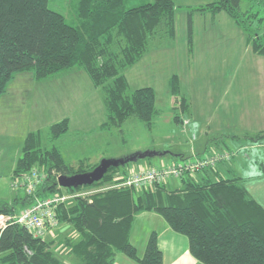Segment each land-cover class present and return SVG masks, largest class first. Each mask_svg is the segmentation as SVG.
I'll return each instance as SVG.
<instances>
[{
  "label": "trees",
  "instance_id": "obj_1",
  "mask_svg": "<svg viewBox=\"0 0 264 264\" xmlns=\"http://www.w3.org/2000/svg\"><path fill=\"white\" fill-rule=\"evenodd\" d=\"M243 1L250 2L244 9ZM48 2L0 0V97L18 72L30 71L35 79H44L76 66L95 86L102 87L106 115L102 129L118 128L131 117L150 126L156 112L155 90L144 86L129 91L122 72L141 59L161 23L172 36L173 0H74L75 18L71 20L49 8ZM260 6L263 8L264 0H214L191 8L186 20L189 51L193 12L215 15L223 11L244 31L252 53L264 57ZM169 88L180 101L175 107L177 117L178 112L189 109V102L180 95L177 75L169 79ZM67 126L66 118L51 124L50 138H58ZM39 137L36 132L26 135L14 170L21 175L35 165L45 166L47 174L35 196L45 197L58 189L59 175L87 172L97 164L70 165L56 146L43 148ZM232 137L264 143V131ZM222 153L235 159L229 148ZM210 167L184 170L179 175L181 187L172 190L162 182L138 192L133 186L109 187L76 196L70 203H59L55 208L58 223L69 225L77 235L65 240L74 257L72 264H112L118 253L139 264H163L155 232L149 235L142 257L129 241L134 217L144 211L157 213L173 231L186 236L190 254L203 264H264L263 206L250 196L243 177L234 172L222 176ZM117 169L119 166L108 168L102 179L91 185L65 189L70 193L82 188L91 191L92 187L111 183ZM33 198L26 196L23 201L29 204ZM14 211L0 204V214L12 215ZM51 246L52 241L8 221L0 230V264H65Z\"/></svg>",
  "mask_w": 264,
  "mask_h": 264
},
{
  "label": "rangeland",
  "instance_id": "obj_2",
  "mask_svg": "<svg viewBox=\"0 0 264 264\" xmlns=\"http://www.w3.org/2000/svg\"><path fill=\"white\" fill-rule=\"evenodd\" d=\"M212 1L173 0L175 27L172 36L169 37L161 23L158 31L149 38L148 49L141 59L122 72L129 91L144 86L155 90L156 112L150 126L131 117L118 128L102 129L101 125L106 121L102 87L95 86L82 68L73 66L44 79H35L30 71L14 75L0 97V124L5 125L0 131V135L5 138L0 145V204L5 203L14 208V213L9 215L11 220L24 208L15 204L14 199L21 202L28 196L21 186L14 185L20 175L14 174V170L22 153L24 138L29 132L40 135L43 148L56 146L64 161L73 166L82 162L89 167L95 163L98 165L103 158L118 159L136 152L154 153L119 166L111 183L90 188L92 190L119 188L117 184L135 178L137 173L145 169L160 171L222 154V146L215 142L222 138L228 144L233 135H240L244 118L239 119L240 108L235 110V101L241 100L240 105L244 107L245 98L235 95L240 91L248 92L254 81L245 80L244 87L237 88L236 74L246 72L235 64L238 59L234 57H239V54L255 55L250 47L244 45L243 32L223 11L215 15L193 12L194 53L188 52L187 13L193 7ZM248 3L243 1L241 7L244 9ZM74 4V0L48 2L49 8L60 12L68 20L75 18ZM258 7L254 5V9ZM260 8V15L264 16V6ZM173 75L179 78L180 95L189 102V109L184 113L178 112L177 117L175 107H179L180 101L178 97L172 96L169 88V79ZM246 98L250 101L249 95ZM65 118L68 119L67 130L56 139L50 138L49 126ZM221 133L222 137L219 136ZM203 136L204 140L214 139L215 144L209 148L213 151L211 154L207 152L199 156L198 151L204 146L203 143L200 145ZM7 139L10 144L5 143ZM231 145L229 143L227 147ZM249 148H244L246 151L242 154V148L232 149L234 160L218 159L210 168L216 171L217 167H234L237 164L243 168L252 167L250 172L245 169L247 175L255 173L254 167L259 171L264 164V149ZM30 170L43 176L47 174L45 166L41 165H35ZM164 178L160 182L168 190L182 185L180 176L168 175ZM148 187L142 185L134 188L138 192ZM67 192L59 186L49 191L46 197ZM72 200L70 198L66 202ZM76 236L69 225L58 224L47 229L42 238L52 241L51 248L63 263L72 264L74 257L65 240Z\"/></svg>",
  "mask_w": 264,
  "mask_h": 264
},
{
  "label": "crops",
  "instance_id": "obj_3",
  "mask_svg": "<svg viewBox=\"0 0 264 264\" xmlns=\"http://www.w3.org/2000/svg\"><path fill=\"white\" fill-rule=\"evenodd\" d=\"M242 32H243L242 35H244L245 38L244 45L249 47L246 40V34L244 33V31ZM237 33L238 36H240L239 32ZM192 39H193L192 49L190 52L188 50L190 54H192V52L194 53L193 51L194 20H193ZM234 59H238V61L235 64L240 66L242 71L246 72V73L240 72L236 74L237 88H240L241 86L244 87L243 81L245 80L254 81V85L252 86L250 85L251 87L248 88V92L241 93L240 91L237 93V95H235V97L245 98L244 107H241L240 105L241 100L235 101V104L237 103L236 104L237 106H235V110L237 111L240 108L239 119L243 120L244 118V125L242 128V132L240 133L239 136H243V134L245 133L264 131V57L257 56L256 54L252 56H247L246 54L243 56L239 54V57L235 56ZM250 76L252 77V79H250ZM248 95L250 96V101L248 100V98H246L248 97ZM248 103L250 104V106H248L249 105ZM4 127H5L4 124H0L1 132ZM219 136L222 137L223 134L221 133ZM203 138L204 136L200 140L201 141L200 145L203 143L204 146L203 148H201V150H199L200 152L198 151L199 155L201 154L206 155L207 152L211 154L213 151L209 150V148L211 145L214 146L215 143L217 145L222 146L223 151H226L228 148L231 150L242 148L240 154L246 151L243 150L244 148H248V147L250 148L257 147L256 149H258V147H261L262 149H264V143L262 142L250 143L249 141H245L241 138H237V139L234 138L232 139V141L229 140L228 142L232 145L231 147L228 148L226 147V145H228L229 143L227 144L222 138H220L216 142L213 141L214 139L204 140ZM4 140L5 138H3V135L1 134L0 145H2V142ZM5 143L10 144L8 139L5 141ZM258 164L259 163H257V165ZM228 169L229 168H226L225 166H223V168L217 167L216 172L222 176H226L234 172L237 173L239 176L243 177L244 178L243 184L246 187L247 191L249 192L250 196L254 198L264 208L263 168L260 167L259 171H257L256 168L254 167L253 169L255 170V173L250 175L245 174L246 172L244 171L245 169H247V171L250 172L252 170V167L243 168V167H239L236 164L233 168H230V170ZM14 200L16 202L15 204H18V206L22 208L25 207L27 204V201L24 202L22 200L20 202L19 200H17V198H15ZM152 232H155L157 235V244L162 253L163 264H203L202 262L198 261L190 254L187 237L184 236L183 234L173 231L169 227L167 222L160 215L151 211H144L135 215L133 224L129 232V241L135 247L138 257L143 256L147 244V240ZM112 264H139V263H137L135 260L127 257L122 253H118L117 255H115Z\"/></svg>",
  "mask_w": 264,
  "mask_h": 264
},
{
  "label": "built area",
  "instance_id": "obj_4",
  "mask_svg": "<svg viewBox=\"0 0 264 264\" xmlns=\"http://www.w3.org/2000/svg\"><path fill=\"white\" fill-rule=\"evenodd\" d=\"M228 158L229 155L227 153L219 155L214 154L183 166H172L171 168H163L160 171L145 169L137 173L135 178L125 180L117 185H119V187L133 186L138 188L142 185L150 187L155 182L164 180V177L168 175L178 177L184 170L194 171L207 165H213L218 159ZM43 177V174H39L33 170L19 175V179L14 182V185L21 186L28 196L34 195V198L12 220L9 215L0 214V230L8 221H11L25 226L33 233L34 236L43 237L47 229L53 228L59 224L55 213V208L59 203L66 202L70 198L85 195L93 191H78L74 193L67 192L68 194H59L40 198L35 196L34 192L42 184L44 179Z\"/></svg>",
  "mask_w": 264,
  "mask_h": 264
},
{
  "label": "water",
  "instance_id": "obj_5",
  "mask_svg": "<svg viewBox=\"0 0 264 264\" xmlns=\"http://www.w3.org/2000/svg\"><path fill=\"white\" fill-rule=\"evenodd\" d=\"M153 154V152L151 153L149 151H146L136 152L127 157L118 159L103 158L92 170L87 172L75 173L72 175H59L56 179V182L63 188H77L79 186L91 185L92 183L102 179L108 168L125 165L126 163L134 162L138 159H143Z\"/></svg>",
  "mask_w": 264,
  "mask_h": 264
}]
</instances>
